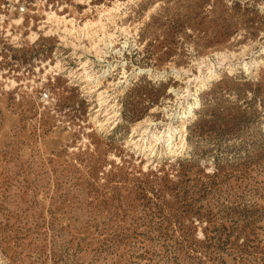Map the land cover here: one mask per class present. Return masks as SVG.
<instances>
[{
    "label": "rangeland",
    "instance_id": "1",
    "mask_svg": "<svg viewBox=\"0 0 264 264\" xmlns=\"http://www.w3.org/2000/svg\"><path fill=\"white\" fill-rule=\"evenodd\" d=\"M0 264H264V0H0Z\"/></svg>",
    "mask_w": 264,
    "mask_h": 264
}]
</instances>
